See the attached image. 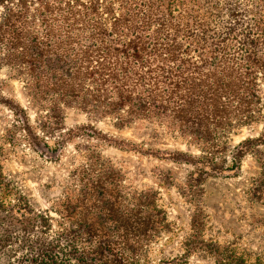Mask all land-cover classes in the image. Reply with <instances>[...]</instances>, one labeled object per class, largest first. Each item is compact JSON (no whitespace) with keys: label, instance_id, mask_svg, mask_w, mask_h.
<instances>
[{"label":"trees","instance_id":"obj_1","mask_svg":"<svg viewBox=\"0 0 264 264\" xmlns=\"http://www.w3.org/2000/svg\"><path fill=\"white\" fill-rule=\"evenodd\" d=\"M3 66L25 83L42 128L53 130L76 107L118 128L150 124V135L163 130L198 148V156L162 152L197 165L194 188L205 175L238 170L254 148L248 140L230 150L229 138L264 120V0H0ZM9 105L38 153L56 160L62 142L40 139L24 109ZM117 181L111 167L84 183L82 199L64 197L53 231L54 218L22 196L6 200L13 187L0 165V264H149L171 222L156 189L121 202Z\"/></svg>","mask_w":264,"mask_h":264},{"label":"rangeland","instance_id":"obj_2","mask_svg":"<svg viewBox=\"0 0 264 264\" xmlns=\"http://www.w3.org/2000/svg\"><path fill=\"white\" fill-rule=\"evenodd\" d=\"M24 85L8 67L0 68V165L13 187L7 201L22 196L34 210L54 218V231L62 199H82L84 183L112 167L120 173L121 202L130 191L154 188L171 222L172 231L152 243L149 264H227V256H240L254 264L257 256H264V120L230 135V150L255 141L238 170L205 175L193 188L197 165L162 152L198 156V148L163 130L152 136L150 124L118 128L110 118L95 120L76 107L66 108L53 130L42 128L41 112ZM9 104L24 109L40 139L51 146L62 142L56 160L38 153ZM97 132L160 150V154L110 144Z\"/></svg>","mask_w":264,"mask_h":264}]
</instances>
